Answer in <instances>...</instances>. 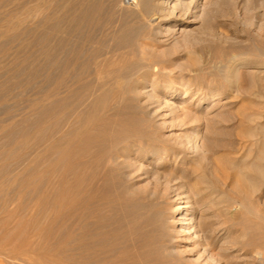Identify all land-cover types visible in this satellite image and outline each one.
Masks as SVG:
<instances>
[{
	"label": "rangeland",
	"instance_id": "rangeland-1",
	"mask_svg": "<svg viewBox=\"0 0 264 264\" xmlns=\"http://www.w3.org/2000/svg\"><path fill=\"white\" fill-rule=\"evenodd\" d=\"M195 6L194 23H145L124 86L74 139L96 93L54 94V66L49 86L31 81L40 15L0 7V264H264V176L246 196L213 160L264 170V0ZM12 13L26 20L9 26ZM21 55L36 62L16 72ZM197 175L216 196L187 229L174 210ZM217 195L234 201L220 208Z\"/></svg>",
	"mask_w": 264,
	"mask_h": 264
},
{
	"label": "bare ground",
	"instance_id": "bare-ground-1",
	"mask_svg": "<svg viewBox=\"0 0 264 264\" xmlns=\"http://www.w3.org/2000/svg\"><path fill=\"white\" fill-rule=\"evenodd\" d=\"M196 1L197 0H131L130 7L124 9L122 6V0H0V7L9 8L11 10L18 11L21 14L40 15V20L38 23L39 33L34 36L32 35V42L39 46L42 62L36 63L31 69L29 68L31 71L28 74V78L31 81L36 77V74L40 72L44 76V78L41 76L42 79H44L42 80L44 82L41 87L49 86V70L52 66H54L56 72H58V75L56 76V79L53 83L54 94L59 95L63 89L66 90V93H71L72 90H78L80 87L86 88L89 92H91V95L96 93L90 104L88 103V107H86L87 105L85 106L86 109L83 107V110H88V113L86 114L83 123L79 127V130L73 129L71 132L70 138L74 139L79 135L86 134L90 126L93 125V119L97 123V118L95 117L100 119L101 114L99 113L104 107L107 96L112 93L111 91L116 89L120 90L122 86L120 85V78H122L124 70H129L126 68L131 66L132 61L134 60V53H136L134 52L135 47L133 46L134 49H132V44L130 45V43L131 41H134L139 32H141L143 29H146L145 23H149L150 26H158V24L162 22H177L180 20H184L181 25L194 23L196 19V16L194 15L195 12H192V10L186 8V6H192V9H195ZM15 14L16 13H12L10 16L4 18V22L9 26H20L22 23H24L26 17L17 16ZM145 42L146 41L142 43L143 48L148 47ZM142 52L144 53V51ZM65 53H67L68 58H66V61L63 60V62H60L58 56L62 54L66 56ZM16 55H14L15 58ZM30 62L32 63L36 61L31 56L22 57L21 55L19 63L16 66H14L13 63L12 66L15 67L14 70L16 72H24L29 66L27 65L26 68L25 64ZM24 76L25 74L23 76L21 75V78ZM23 80L25 81V79ZM94 81L96 82L95 84ZM134 83L137 84L136 82ZM23 84V86H25L24 82ZM14 85L15 83L13 86ZM20 85H22V83ZM31 86L32 85L29 87ZM127 89L128 93L130 94L132 92L136 93L139 91V89L137 91V87H129ZM75 94L73 93L74 96H76ZM136 94L139 95L138 93ZM66 97L68 98V95ZM69 99H71V97ZM42 101L43 100H41V102ZM129 101L128 104L130 103ZM59 102L61 103V101ZM126 108L129 107L127 106ZM114 110L118 113L121 112L122 108H120L118 105ZM122 111L126 112L124 109ZM85 112H82L81 116H83V113ZM221 157L223 156H220L219 158ZM213 160L214 163L219 166L218 168L221 173V177L223 176L225 178V172L223 169H226V166L232 171L233 178L230 177L231 175L228 176V178L230 177L231 179H234L233 186H235L240 192L245 193V195L249 193L250 189H252V187H250L252 184V177L257 175L259 178H261L264 176L263 168L258 165L252 166L250 162V164L239 165L236 162L224 158L220 160L218 159V162H216L217 160H215V158ZM253 164L255 163L253 162ZM200 184L201 177L199 175L194 177L192 180L189 179V183L187 185L188 190L177 198L178 200L185 199L186 201L177 205L176 209L174 210V213L177 216V220H174L175 224H177L178 221H183L184 223L181 225L187 226V229L191 228L194 225V212L197 211L199 207L198 205H205L210 200H212V202L214 201L216 195L214 198L212 197L213 199H211V196L214 194H211L212 192H205L203 185L201 186ZM198 186H201V188H198ZM255 188H257V186H255ZM218 194H220V192ZM220 195H217L218 197L216 198L218 199L217 205H219V207L223 204L232 205L234 199H225ZM242 197H244V195H242ZM244 200L246 201V199ZM243 202L244 201H242V203ZM188 212L189 217H187ZM219 223L222 222L220 221ZM232 225L233 224L225 227L224 230H226L227 234L231 232L233 227ZM218 228H220L219 225ZM232 238L233 237L230 235L231 241L229 240L228 242L225 240V243H230L232 245Z\"/></svg>",
	"mask_w": 264,
	"mask_h": 264
}]
</instances>
